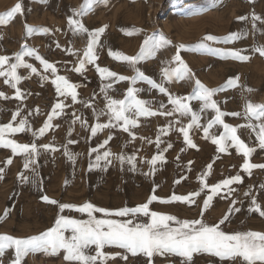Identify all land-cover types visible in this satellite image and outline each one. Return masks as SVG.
I'll return each instance as SVG.
<instances>
[{"label": "rangeland", "instance_id": "obj_1", "mask_svg": "<svg viewBox=\"0 0 264 264\" xmlns=\"http://www.w3.org/2000/svg\"><path fill=\"white\" fill-rule=\"evenodd\" d=\"M18 2L22 5V14H16L8 23L0 25V56L9 57V63H15L17 53H33L23 56V64L31 65L41 74L40 80L35 81L37 86L43 87V82L46 86L41 92L31 91L32 98H43L46 91L55 86L52 81L56 76H64L77 85L76 91L85 94L89 100L87 121L83 127L87 137L81 139L85 143H82L84 148L77 145L71 147L69 160L64 162V168L54 171V179L27 177L25 180L18 177L14 178V182L38 181L39 184L0 185V218H3L0 219V234L27 238L54 227L58 216L89 219L87 213L74 209L61 212V204L80 206L91 203L115 211L144 204L152 195L159 199L149 205L151 211L169 214L179 220L202 219L208 225L219 224L228 214V219L219 224L220 230L225 233H264V216L249 211L254 207L253 199L264 210V168H254L250 174L243 171L241 166L245 157L230 142H227L226 151H218L211 138L224 133L222 125L213 124L208 138H205L204 129L216 113L204 108L203 101L199 99L188 100L192 112L198 117L188 129L196 147L189 146L179 129L191 123L192 113L180 115L173 111L174 105L169 102L170 96L191 97L195 81L199 80L207 88L217 89L213 99L220 111L225 113L224 123L231 126L264 123V118L256 120L245 115L247 102L264 105V56L253 51L264 46V0H89L86 9L81 8L85 0H0V14L9 11ZM79 11L84 14H76ZM253 14L261 20L253 21ZM69 18L79 20L88 31L75 32L69 25ZM26 25L33 31L28 32ZM100 28L105 31L95 45L97 59L93 63L86 62L85 70L77 73L74 69L83 58L89 33ZM126 30L138 31L127 35ZM231 33L238 34L239 38L226 42L223 38ZM161 35L169 43L155 47ZM206 35L220 39L203 41ZM148 38L153 41L149 46L152 51L145 53L135 65L109 55L112 51L136 56ZM180 45H184L180 55L190 73L183 79L176 76L165 78L164 69L177 67L172 57ZM230 50H238L249 59L232 58L227 54ZM37 55L52 63L56 73L53 74L50 69L45 71ZM98 67L135 79L117 81L115 78H103L97 71ZM138 72L143 73L146 79L139 78ZM236 77L239 78L237 86L221 90L229 78ZM148 80L162 85L167 93L152 87ZM130 87L137 90L136 99L145 101V106L157 114L137 116L134 111L128 112L126 115L137 120V126H129V131L125 132L121 127L123 122L117 124L112 119L113 126L98 130L97 136H93V126L109 123L111 113L106 107L109 98L125 99ZM25 112L36 117L43 110L32 107L30 112ZM164 112H172V115L160 114ZM231 113L240 115L233 116ZM161 129L166 131L161 132ZM258 131V128L253 131L249 127H238L240 138L254 149L250 162L264 164V148L259 146ZM106 151L110 155L103 158ZM157 155H162L163 160H158L155 165L149 164L148 161ZM97 156L102 159L97 160ZM121 156L123 160L119 159ZM129 157H135V160L130 163ZM55 164L61 166V155H55ZM202 175L209 188L200 191ZM237 175L242 182L231 184V192L229 188H221L213 196L209 207L204 209V201L211 195V186ZM193 192H200L193 198L195 203L160 202L173 195L187 196ZM44 196L57 203L46 202ZM229 208H238L239 211L229 214ZM94 215L98 219H133L136 223L149 221V217L142 214L135 217L131 214L125 217H105L103 213ZM170 226L178 225L170 222ZM65 235L70 236L71 232H65ZM85 251L89 255L96 253L94 245ZM103 252L115 256L105 264H243L239 257L222 259L204 252L193 253L190 261L168 253L154 254L151 258L143 253L132 255L117 246H105ZM64 255L63 250L56 254H51L50 250H36L29 252L21 264H75L66 261ZM14 259L15 250L6 249L0 255V264H12Z\"/></svg>", "mask_w": 264, "mask_h": 264}, {"label": "snow or ice", "instance_id": "obj_2", "mask_svg": "<svg viewBox=\"0 0 264 264\" xmlns=\"http://www.w3.org/2000/svg\"><path fill=\"white\" fill-rule=\"evenodd\" d=\"M89 6V0H85V3L81 6L82 9H86ZM16 14H22L21 3H16L9 11L4 14H0V25L6 24L14 18ZM76 14L83 15V11H79ZM253 21L261 20V17L253 14ZM239 19H246V17H240ZM69 25L73 26L75 32H87L88 30L84 25L76 19L69 18ZM28 32L33 31L30 26H25ZM253 28L255 29V23H253ZM105 31L104 28L97 29L89 33V41L87 47L83 53V58L79 61V65L74 69L77 73L85 70V63H93L97 59L95 54V45L99 41L100 35ZM134 31L138 30H126L127 35L133 34ZM239 38L236 33H231L229 36L223 39L226 42L233 41ZM220 38L206 35L203 37V41H217ZM153 43L152 38H148L144 41L141 46L140 52L136 56H128L120 52H109V55L116 60L126 61L129 64L135 65L137 61L145 54L150 53L152 48L149 47ZM169 43L162 35L160 40L155 43V47L162 46ZM201 46H205L203 42ZM184 48V45H180L177 48L176 54L172 57V61L177 64V67L172 70L164 69L165 78H171L176 76L179 79H183L187 74L190 73V69L184 62L180 55V49ZM253 51L259 52L261 56H264V46L256 47ZM31 51L27 53H17L15 56L16 63H9L10 58L6 56H0V77H6L5 83H11V86L16 89L15 98L22 99V93L19 88L16 87L17 83L20 81L21 77L17 74V68L23 65L24 67L30 68L33 73L37 70L31 65L23 64L24 55H32ZM229 56L239 60H247L248 56L241 55L238 50H230L227 53ZM40 60L41 64L44 66L45 71L51 70L53 74L56 73L57 69L48 61L43 58L36 56ZM7 65V68L5 66ZM103 78H115L117 81L134 80L135 78H130L127 76L118 75L115 72L110 71L107 68H97ZM138 77L141 79H146L143 73L138 72ZM239 78H229L225 85L222 86L221 90L228 87H234L238 85ZM52 83L56 86V91L62 96H71L72 101L77 102V85L72 84L64 76H56ZM148 83L152 87L158 88L160 92L167 93L162 85L156 84L154 81L148 80ZM107 87H111L108 85ZM137 90L129 88L125 99L116 100L109 98L108 108L109 113H111V118L108 124H96L91 128L93 135L96 134L98 130L105 127H110L112 125V119H114L117 124L121 121L123 122L121 127L123 131L128 132L129 126H137V120L131 119L126 113L134 111L137 116H151L157 113L151 111L147 108L146 102L136 99L135 92ZM217 89H210L203 85L199 80L195 81V88L193 90V95L191 97H176L170 96L169 102L174 105V112H178L180 115H187L192 113V121L187 125V127H182L179 129L184 135L186 143L191 147H196L192 143L188 129H190L193 124L198 120L195 113L192 112L188 100L199 99L203 101L204 108H210L215 111L216 115L212 121L209 122L208 127L204 129L205 138H208L209 129L213 124H220L224 128V133L220 136H213L211 142L218 146V151L224 152L227 150L230 142L231 146L237 149L238 153H241L245 157L242 170L251 173L254 168H264V164H253L250 162V155L254 151L250 148L238 135V127H249L253 131L258 128L257 139L259 141V146L264 148V123L259 125H252L251 123L240 126H231L224 123L223 116L224 112L220 111L217 106L216 101L213 96ZM250 91V90H249ZM0 97H4V93H0ZM7 98V97H4ZM65 105L62 102L56 103L52 112L49 114L47 121H45L43 127H41L38 132H33L34 136L43 135L45 131L51 127V120L54 116L59 115L57 110H62ZM38 111V110H37ZM161 115H172V112L160 113ZM19 115V111L13 114L12 120L15 121L16 117ZM233 116H239V113H231ZM245 115L246 117L261 120L264 118V105L253 104L252 102H247L245 105ZM76 119H79L77 117ZM27 120L22 119L19 121L18 126L13 127L12 123L6 125H0V147L10 148L13 154H26L31 157L37 153V145L32 144H21L17 143L12 139H5L6 133H19L26 130ZM161 132L166 131L161 129ZM159 140V137H157ZM71 142V141H70ZM107 143V141H105ZM170 146V145H169ZM43 147L49 148V145H44ZM95 151V149H93ZM110 152H105L103 158H107ZM71 158V157H70ZM97 160L102 159V157L97 156ZM119 159L123 160L124 157L121 156ZM129 162L132 163L135 157H129ZM162 161L163 156L157 155L153 156L149 164L155 165L157 161ZM11 159L7 161L11 164ZM35 161L28 159L24 168L27 169L31 163ZM91 167V165H90ZM211 165L208 166V171L210 172ZM3 172V169H0ZM205 173L204 175H207ZM204 175L200 177L201 189L203 191L205 188H209V185L204 179ZM22 179H27V177L21 176ZM236 182H242L239 175L225 179L210 188L211 195H209L204 201V209H207L210 205V201L213 199L221 188H229V186ZM233 191L229 188V192ZM200 192H193L187 196H177L173 195L168 200H161L162 203H171L174 201L195 203L193 199L199 196ZM43 199L51 204H56L57 201L50 200L47 196ZM159 198L152 195L149 200L144 203L137 205L134 208L124 207L115 211H110L105 208H99L91 203H84L83 205L76 206L70 204L59 205L60 211L63 212L65 209H74L81 213H87L88 220H77L65 216H58L55 221V226L48 229L47 231L27 238H16L7 234H0V255L4 253L6 249L15 250V259L12 264H21L23 258L29 254V252H34L36 250L49 251L51 254H56L58 251L63 250L65 252L64 259L69 262H75V264H105L108 259H115V256L108 255L103 252L105 246H117L126 249L132 255L138 253H143L145 256L151 258L154 254L164 255L174 254L187 260H191L193 253H209L218 256L222 259H235L239 257L243 264H264V233L261 232H235L232 234L225 233L220 230L219 224H223L228 219V214H226L223 219L220 220L219 224L208 225L202 219L196 220H179L177 217L151 211L149 205L158 200ZM249 211L258 212L261 216H264V210L261 209L260 205L256 203L253 199ZM229 214L233 211H239L238 208H229ZM94 213H103L105 217L117 216L125 217L131 214L135 217L137 214H142L145 217H149L147 223H136L133 219L128 220H116V219H98ZM3 219V218H0ZM170 222H175L177 227H171ZM71 232L70 236H66L65 232ZM95 246V255H89L86 253V249L89 246ZM126 259L127 257H122Z\"/></svg>", "mask_w": 264, "mask_h": 264}, {"label": "crops", "instance_id": "obj_3", "mask_svg": "<svg viewBox=\"0 0 264 264\" xmlns=\"http://www.w3.org/2000/svg\"><path fill=\"white\" fill-rule=\"evenodd\" d=\"M38 72L39 71L33 73L30 68L22 67V65L17 68V74L21 79L16 87L19 88L23 97L19 100L15 98L16 89L11 86V83H5L6 77H0V93H4V97H8L9 99L7 102V98L0 97V125L12 123L13 127H16L22 119H26L28 122L24 132L6 133L5 139H12L21 144L35 143L37 145V153L31 157L26 154H13L10 148L0 147V169H3V172H0V185L39 184L38 181L29 183L22 181L14 182V178H21V176L34 178L35 180L37 178L41 180L54 179V171L64 168V162L69 160L68 156L71 152V147L76 145L78 148H80V146H82V148L85 147V143L81 142V139L87 137V131L83 128L85 121H87L86 108L89 103L86 95L77 91V102L74 103L70 95H59L56 91V86H52V89L47 90L43 98L42 96H39V98H32L30 96L31 91L35 93L36 91L41 92L46 86V82H43V87H39L35 84V81L38 82L41 78V74ZM42 101H45V103H40ZM58 102H62L65 107L62 110H57L59 115L53 117L51 120V127L48 128L42 136H34L33 132H38V130L43 127L49 114L52 112L53 106ZM32 107L42 109V114H38L35 117L25 112H30V108ZM17 111H19V115L16 117V120L13 121L12 116ZM77 117H79V119H76ZM88 136L90 137V135ZM93 136H97V133ZM44 145H49L50 147L45 148L43 147ZM77 152L80 153V150ZM55 155H61V166L55 164ZM9 159L12 161L11 164L7 163ZM28 159H32L35 162L31 163L29 167L25 169L24 164ZM145 169L146 167L143 166V171H145ZM27 170L28 172L25 174ZM23 171L24 174L22 173ZM50 182L53 183V181ZM42 183L43 181L40 182V184Z\"/></svg>", "mask_w": 264, "mask_h": 264}]
</instances>
